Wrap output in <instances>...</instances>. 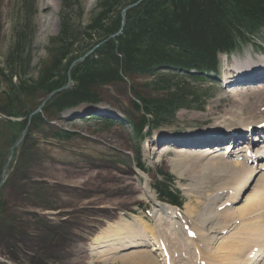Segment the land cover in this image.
Returning a JSON list of instances; mask_svg holds the SVG:
<instances>
[{
    "label": "rangeland",
    "instance_id": "1",
    "mask_svg": "<svg viewBox=\"0 0 264 264\" xmlns=\"http://www.w3.org/2000/svg\"><path fill=\"white\" fill-rule=\"evenodd\" d=\"M97 5L98 0H0V264H73L75 261L80 264H125L119 260L105 263L100 257H93L94 260H91L83 250L84 246L86 253H90L86 246L87 238L112 232L115 228L120 229V223H126L127 227L137 233L142 229L156 233L157 239L170 247L169 259L164 246L169 264H214L215 254L211 255L209 246H205L208 242L198 241L201 234L196 229L201 231L211 227L214 231L224 221L232 223L229 212L219 213L221 205L228 204L235 208L241 202H227L231 199L230 192L218 194L220 189L233 187L236 174L229 171V165L223 164L229 159H222L221 163L214 165L209 161L210 164L207 165L211 167L206 165L202 171L207 174L202 175L206 176L205 179L193 181L196 171L188 169L187 162L180 163L176 170L172 161L174 157L179 159L177 161H182L186 153L199 155L205 150L211 151L214 146L221 147L218 143L214 144V141L209 142V138L197 135L183 137L179 133H209L208 129L215 127L229 130L238 126L222 121L225 118L223 102H217L216 107L210 109L207 106L213 99L218 100L226 95L220 90L221 85L217 81L228 74L229 68L243 65L244 60L260 58L263 52L248 54V47L247 52L226 56V64L223 62L225 57L220 54L221 67L217 75L199 77L200 83H193L177 69H172L174 72L171 73L162 68L160 76H177L180 79L178 84L187 86L189 90L186 99H195V105L179 109L173 118L160 125L153 126L149 123L147 134L139 143L132 135L131 124L127 122L130 120L136 123L141 116L132 106L136 99L133 92H137L142 98H163L168 94L166 91H155L159 83L155 85L156 79L147 75L101 87L100 103L82 104L73 110L63 111L60 119L50 118L47 124L31 129V114L42 112V108L55 94L65 90L54 92L68 82L69 71L75 65L52 73L53 79L62 78L64 84L48 94L43 89L34 90L30 87L31 81L34 86L44 62L49 64L51 61L50 51L53 47L50 39L58 36L61 18L68 21H65L68 26L67 39L73 38L72 45L68 47L70 56L81 58L103 42L98 43L97 36L90 39L84 33L85 27L98 11ZM120 32L121 29L113 37ZM261 32L263 34V28L254 33ZM254 33L243 34V41L256 42ZM262 34L260 41L264 45ZM69 42L70 40L65 41L67 44ZM16 46L22 47L20 56L12 53ZM28 58L29 64L26 65ZM16 61L22 62L24 66L19 68L14 65ZM14 72L16 75L11 76L9 81L10 73ZM19 81L26 82L23 89L29 86L33 92L23 93L20 98L21 110L15 101L12 103L13 98L10 96L19 95L15 92ZM73 84L70 80L69 86ZM228 105L232 109L237 107L230 103ZM17 110L21 114L18 115ZM24 112L28 114L25 116ZM110 119L115 120V123L107 126ZM243 127L241 126V131ZM62 131L71 133L70 138L60 140L54 137V134ZM160 131L165 132L164 135L158 136ZM22 135L23 139L18 141ZM226 138L224 144L228 143ZM242 140L251 141L252 136H246ZM242 140L237 138L232 142L239 148H244L246 141L243 146L238 145ZM157 142L164 145L161 148L170 146L169 152L153 153L151 148L154 146L151 144L156 146ZM186 146L195 149L177 153L179 148L185 149ZM222 150L224 149L214 153ZM251 163L249 168L252 167ZM242 164L245 165L244 162ZM138 165L147 170L142 171ZM215 167H220L221 170L216 171ZM161 172L170 176L168 182L178 189L183 199L181 208H174L180 218L170 220L178 234H169L168 224L158 225L153 219L155 209L148 202L152 200V203H162L152 189L153 185L164 182L160 177ZM145 185L147 192L144 191ZM130 188L134 190L129 192ZM89 199L91 202L87 203L86 200ZM212 203L215 205H211ZM255 208L246 209L243 218L237 216V208L233 212L241 220L239 222L236 219L238 224L235 223L233 229L238 231L237 243L251 242L253 236L254 239L257 237L254 233L249 234V229L248 232L244 231L247 226L245 224L254 223L256 219L247 217ZM53 210L57 212L56 215L51 214ZM212 211L219 214H212ZM208 217L215 220L208 223L205 221ZM241 223L245 224L240 225ZM189 233L196 238L187 239ZM146 235L150 236L147 232ZM72 239L75 241L74 245L79 244L81 247H74L72 250ZM133 249L116 252V256L126 253L135 257L140 253H149L146 247ZM96 251H105L110 255L109 246L98 247ZM252 253L251 250L248 259ZM151 257L154 259L152 255Z\"/></svg>",
    "mask_w": 264,
    "mask_h": 264
},
{
    "label": "trees",
    "instance_id": "2",
    "mask_svg": "<svg viewBox=\"0 0 264 264\" xmlns=\"http://www.w3.org/2000/svg\"><path fill=\"white\" fill-rule=\"evenodd\" d=\"M136 1L98 0V11L85 27L84 33L90 39L97 36L98 43L103 42L70 69L69 78L74 84L55 94L42 108V112L31 116V129L47 124L50 118L57 119L67 109L100 103L101 87L147 75L156 79L155 85L159 83L155 91H166L168 94L163 98H142L133 92L138 101L134 99L132 106L141 116L136 123L130 122L131 131L136 140L142 139L143 128L149 127V123L160 125L173 118L178 109L195 105V99H186L189 90L187 86L178 84L180 79L177 76H160L162 68L171 73L177 69L189 79L196 80V75L216 69L219 53H230L242 48L245 43L243 34L251 35L264 26V0H141L126 10L120 34L110 37L121 28V10ZM65 21L61 18L58 36L50 39L53 47L50 63L44 62L34 86L33 81L30 82L34 90L43 89L48 94L64 84L62 78L53 79L52 73L61 68L68 69L75 61L68 50L73 38L67 39L68 21ZM66 40H70L69 44L65 43ZM21 52L22 47L16 46L12 53L20 56ZM28 64L29 58L26 60ZM14 65L19 68L24 66L20 61ZM191 71L196 74H188ZM12 74L9 81L11 76L16 75L15 72ZM25 84L19 81L18 89L15 90L19 95H10L12 103L15 101L20 110L21 96L26 91L32 92L29 86V89H23ZM16 113L21 114L19 110ZM26 114L28 112L23 113ZM112 124L110 121L106 125ZM70 136L71 133L63 131L54 134L60 140L69 139ZM160 177L164 182L153 185L157 198L181 206L179 191L168 182L170 176L161 172ZM86 202L91 201L89 199ZM54 211L51 214L56 215ZM73 242L74 239L72 250L81 247ZM73 264L80 262L75 261Z\"/></svg>",
    "mask_w": 264,
    "mask_h": 264
},
{
    "label": "bare ground",
    "instance_id": "3",
    "mask_svg": "<svg viewBox=\"0 0 264 264\" xmlns=\"http://www.w3.org/2000/svg\"><path fill=\"white\" fill-rule=\"evenodd\" d=\"M242 62H244L243 65H236L233 68H229L227 77L232 78L234 81H237L240 84L249 83V84H245L248 87L247 88L238 87V88L230 89L229 94L225 93L226 95L220 97L218 100L213 99L212 101L209 102L207 106L208 109H210L214 107L217 102L219 101L223 102V106H224L223 117L225 118H223L222 121L232 122L239 126V127L236 126L229 130L222 127H215L214 129H208L210 133H219L221 136H229L230 138H226L225 140L228 142L227 144L230 145L224 144V139L222 138H219L218 140H214V137H209V142L214 141V144L218 143V145L220 146H225V147H219V149L225 148V150L214 153L216 150H218V148L214 146L211 151L205 150L199 153V155L186 153L185 156H183V160L181 158L182 161H177L178 159L177 157H174L172 161V166L176 170H177V166L180 163L184 161L187 162L188 163L187 168L194 170V172L196 171V176L195 178L192 179L193 181L200 178L205 179L206 176H202V175L203 174L207 175V174L202 171L205 168V166L209 163V161H211V164L214 165L217 163H221L222 159L224 160L229 159L228 162L226 161L224 162L223 160L224 162L223 164H225L226 166L229 165L230 166L229 171L232 172L233 174H236L233 181L234 183L233 187L220 189L221 192L220 194H218V195H222L224 193L226 194V192H230L231 199L229 201L227 200V202L229 203L241 202L240 206H236L235 208H231V205L227 207V204L221 205L222 210L219 211V213L229 212L230 219H233L232 223L227 224L228 221H224L219 226L215 227L214 231L211 227H208L207 230L204 229V227H200L201 229H204L201 231L196 229L197 233L201 234L198 241L202 243L208 242V244L205 246H209L211 255L215 254L213 258L214 264H216V262L217 264H264V260H263L264 258V158H263L264 143L262 142V145L258 148L257 146H255L254 143H251V145L249 146L248 141L244 140L246 141L247 145L244 148H239L236 144L232 142L237 138H240L241 140L244 139L246 137L247 132H249L248 130L251 127L253 128V126H259L260 128L264 127V83L261 85H255V83L257 84L260 81H262V80L258 81L257 78L258 76L262 75L260 74V72H264V58L255 57L252 60L249 59V60H244ZM194 74H196V72ZM229 103L237 107L235 109H232L231 106L228 105ZM226 108H228L227 112L225 111ZM218 111H220V109ZM218 117L219 116L217 115L216 118ZM241 126H244L243 130L244 132H246V134L240 133L237 136L236 135L237 130H239ZM162 134L164 135V133L160 131L158 133V136ZM254 140H256V138ZM151 146H154L153 148H151L153 153L160 152L162 154L169 152V149L171 148L170 146L161 148L164 145H160L158 142L156 146L154 143L151 144ZM187 147L188 146H186L185 149H183V147L179 148L177 153L182 154L184 150H186L187 152L195 149L193 147H188V148ZM252 148L254 150H252ZM239 158L241 160H239ZM241 162L242 163L244 162L245 165H243ZM248 162H252V163L258 162V165L257 166L254 165L253 167L249 168ZM215 170L220 171L221 168L215 167ZM235 187L236 189L234 190ZM132 190L134 189L130 188L128 191L131 192ZM144 191L147 192L146 185L144 187ZM148 202L152 204L153 210L155 209V211L153 212L154 214L153 219L156 220L158 225L168 224L167 226L169 227L168 228L169 234H175V233L178 234V232L175 229V225L173 224V222H170V220L171 221H173L174 219L177 220L178 218H180L179 217L180 214L172 206H169L168 204L157 203V202L152 203V200L151 201L149 200ZM211 205H215V204L212 203ZM254 207L256 208L252 210L247 215V217H253V218L256 217V219L254 220V223H249V222H247V224L244 223L245 225H247L246 229L244 228V231L248 232L249 229V234L254 233V235L255 236L257 235V237L254 239L253 236L251 242L248 241L242 243L244 242L242 241L240 242L242 243L240 245V243H237L239 239L238 240L236 239L238 238L236 235L238 231L236 232L233 231V229L235 228L234 224L235 223L238 224L239 219L237 216L243 218L244 217L243 214L245 210ZM217 208L218 205H216V210ZM236 208L238 210L236 212L237 216L233 215V212L236 210ZM211 213L219 214L217 213V211H212ZM183 215L186 216L184 213ZM186 217L189 219L188 216ZM236 219H238V221ZM244 219L247 218L245 217ZM161 220H165V221H161ZM214 220L215 219L208 217L206 218L205 221H208V223H212ZM244 224L241 223L240 225H244ZM119 226H122L121 227L122 229L120 228L121 230L115 228L114 231L112 232L107 231L102 233V235L98 234V236L96 237H90L89 239H87L88 241L86 246H87V250H90V253H86V249L83 246V250L85 251V255L87 256V258L94 260L93 257L95 258L100 257L104 259L105 263H113L116 260L122 261L125 264L168 263L170 259V254H169L170 247L166 246L164 242H162L161 240L159 241L157 239L158 237L156 233H152L148 229H142L137 233L134 232L130 227H127L126 223H120ZM146 232L149 233L150 236L146 235ZM191 235L192 234L189 233V235H187V239L192 240L196 238V236H191ZM161 242L163 243V245L161 244ZM67 243L68 245H70L69 242ZM104 246L110 247V255L104 253L105 251H96L98 247H104ZM164 246L166 247L165 252L168 253L169 259L166 257V253L164 252ZM139 247H146L149 253H140L138 255L134 254L135 257H130V254H126V253H122L119 256H116V252L120 253L124 249L126 250L131 248L135 249ZM257 247L260 248V250ZM68 248L70 249V246ZM251 250L253 251V253L250 255L251 257L248 259V254ZM238 252L239 253L245 252V253L244 255H239L237 254ZM151 255L154 257V259L151 257ZM137 257L138 260L136 259Z\"/></svg>",
    "mask_w": 264,
    "mask_h": 264
},
{
    "label": "water",
    "instance_id": "4",
    "mask_svg": "<svg viewBox=\"0 0 264 264\" xmlns=\"http://www.w3.org/2000/svg\"><path fill=\"white\" fill-rule=\"evenodd\" d=\"M140 1H141V0H137L136 2H134V3H132V4H129L128 6L124 7V8L121 10V13H120L121 28H120V29H122V26L124 25L126 10H127L128 8H131V7L135 6V5H137ZM114 35H115V34H114ZM110 37H113V35H111ZM92 50H93V49H92ZM92 50L88 51V52H87L82 58L86 57V56H87ZM82 58H81V59H82ZM79 60H80V59H76L75 61H73V62L71 63V65H70L69 69L75 64V62H77V61H79ZM69 81H70V78L68 77V82H67L64 86H62L60 89H57V90H55L54 92H56V91H60V90H62V89H66V88H68V87H69ZM54 92H53V93H54ZM23 135H24V134H23ZM23 135L19 138L18 141H20V140L23 138Z\"/></svg>",
    "mask_w": 264,
    "mask_h": 264
}]
</instances>
